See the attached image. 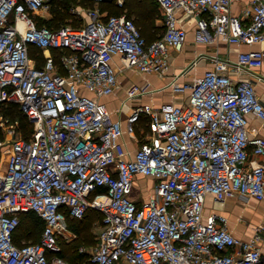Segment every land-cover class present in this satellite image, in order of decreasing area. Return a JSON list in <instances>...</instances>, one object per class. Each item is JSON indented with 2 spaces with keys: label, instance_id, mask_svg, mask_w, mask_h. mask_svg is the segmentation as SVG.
Here are the masks:
<instances>
[{
  "label": "built area",
  "instance_id": "1",
  "mask_svg": "<svg viewBox=\"0 0 264 264\" xmlns=\"http://www.w3.org/2000/svg\"><path fill=\"white\" fill-rule=\"evenodd\" d=\"M49 1L0 0V107L18 100L34 123L26 135L18 119L6 118L8 137L0 138V264H72L60 255L62 240L69 219L90 209L102 214L92 264H264L261 233L236 236L228 216L206 205L208 196L264 200V136L251 126V116L264 121L256 88L264 81V0H249L240 14L236 0H157L165 31L152 41L133 17L102 11V0L79 5L77 25H38ZM192 20L200 41L251 48L236 58L197 55L170 82L181 102H141L154 90L131 84L124 125L101 100L120 87L117 64L166 74ZM33 45L43 52L40 66ZM203 58L212 68L181 82ZM125 133L138 143L134 151ZM138 175L155 180L143 200L133 196ZM26 211L44 228L37 241L19 244Z\"/></svg>",
  "mask_w": 264,
  "mask_h": 264
},
{
  "label": "crops",
  "instance_id": "2",
  "mask_svg": "<svg viewBox=\"0 0 264 264\" xmlns=\"http://www.w3.org/2000/svg\"><path fill=\"white\" fill-rule=\"evenodd\" d=\"M249 0L243 2L242 8L245 3ZM238 4L234 3L232 10L236 14H240L242 9ZM196 23V22H195ZM194 22L189 21L186 25L188 30V41L185 44V47L181 51L172 50V65L170 70L166 74L158 73H147L141 72L133 68L123 67L119 62L117 68L119 70V80L120 87L122 80L126 82V88L131 84L137 83L139 85L150 84L151 88L154 90L151 93L144 95L141 98V102L152 103V104H161L162 102L172 101V102H181L184 101L185 96L181 94H175L172 92L170 87V82L174 74L181 73L185 68H187L191 62L199 55L200 53L206 54H218L222 58H236L237 54L241 50L250 49L251 46L247 44H232L227 42L225 39H218L214 43H207L200 41L197 38L196 28H194ZM253 47H260L255 45ZM118 60V58H117ZM213 61L209 58H203L199 63L193 67L188 74H183L179 80L182 81H191L197 76H201L205 73L206 70L212 68ZM123 71V72H122ZM261 73L264 74V67L259 69ZM122 72V73H121ZM242 77H248L247 74H243ZM119 89L112 95L105 96L103 102H105L108 108L113 112V115L116 118H119L123 121L124 125L127 122V115L132 109V102L124 104L123 99L126 97V92H122ZM257 93L260 99L264 102V81L256 82ZM112 98V99H111ZM251 126L262 136H264V121L254 116H251ZM142 129H147V125L144 117L140 120L138 126V134H143ZM123 141L125 145L134 151L138 143L135 139L130 136V134L125 133L123 136ZM154 178L150 176L138 175L137 181L134 187L133 196L139 200L147 198L154 189ZM233 203V207L238 205H243L242 210L239 211L236 209H229L230 204ZM247 204H253V206L259 207L257 215H255V221L251 220V217H247L243 214ZM207 212H219L224 213L229 218V228L230 230L238 237L242 239H252L256 232L261 233V228L264 227V200H259L256 198L243 199L239 195L229 196L222 201H216L212 196H208L207 202ZM263 211V212H262ZM253 219V218H252ZM243 220H246V223H241ZM102 228V226H101ZM258 245L264 250V233H262L261 238L258 240Z\"/></svg>",
  "mask_w": 264,
  "mask_h": 264
},
{
  "label": "trees",
  "instance_id": "3",
  "mask_svg": "<svg viewBox=\"0 0 264 264\" xmlns=\"http://www.w3.org/2000/svg\"><path fill=\"white\" fill-rule=\"evenodd\" d=\"M72 1L74 0H55L53 16L51 18H45V16L42 15H35L38 25L57 28L66 22H72L75 25L79 24L78 20H68V18H76L75 14L69 10ZM80 3L83 6L93 7L96 5L93 0H80ZM97 5L102 11H107L108 14L126 13L128 16L133 17L142 34L146 36L148 41H152L159 36L157 33L155 36L151 35L155 33V21L160 18L161 15V6L157 0H125L123 5H119L117 0H102ZM150 37L153 38L149 39ZM31 55L36 58L37 65H42L44 57L40 48L33 45L31 47ZM5 114L14 118H20L24 134L28 135L32 131V122L28 118V115L20 110L17 103H12L6 106ZM95 216L102 220V214L99 210L90 209L84 218H70L69 221L73 220L75 228H77V230L81 232V236L84 237V234L92 228ZM43 228L44 222L38 213L35 211L23 212L21 214V222L15 232V241L19 244L22 242L23 238L27 241H37L41 236ZM62 245L63 248L60 255L65 257L72 264H81L85 256L78 252V244L76 243L75 245L70 246L69 242L67 243L66 240L63 239ZM86 264H92L90 257H88Z\"/></svg>",
  "mask_w": 264,
  "mask_h": 264
},
{
  "label": "rangeland",
  "instance_id": "4",
  "mask_svg": "<svg viewBox=\"0 0 264 264\" xmlns=\"http://www.w3.org/2000/svg\"><path fill=\"white\" fill-rule=\"evenodd\" d=\"M244 1L245 0H236L235 3L238 4L239 7L242 9V5H243ZM54 2H55V0H50L48 5L44 9H42L41 12L44 14L43 16H45V18H51L53 16ZM79 5H81L80 0H74V1H72V3L69 6V10L74 13L75 9H77ZM158 7L160 8L159 5H158ZM160 14H161L160 18L156 19V21H155V24H156L155 33H153L151 35L155 36L156 33H157L160 36L165 31L164 19H163V11L161 10V8H160ZM72 19L78 20V23H80V20L75 18V17L74 18L73 17L72 18H68V20H71V21H72ZM192 22H194L193 25H194V28H196L195 21L192 20ZM152 38L153 37H150L149 39H152ZM121 80H122V84H121V87H120V91L125 93L126 90H127L126 82H124L123 79H121ZM103 98H105V96ZM102 101H103V99H102ZM12 103H17L18 107L20 108V110H22V112H24V113H26L28 115V118L32 122V129L34 128V123L32 121L31 115L22 107L21 103L18 100H11L7 104H5L2 107H0V138H2V139H7V137H8L7 132H6L5 128H4V125H8V123H10V121L9 122L6 121V118H9L11 121L15 120V119H18L19 120V124H20L19 130H21L24 133V129H23L22 125H21L19 117L18 118L17 117L14 118V117H12L10 115L5 114L6 106H8V105H10ZM4 151H5V153L8 152V147L7 146L4 147ZM229 207H230L229 209H236L237 208L239 211H241L242 210L241 208H243V205H241V204L238 205L237 204V206L233 207V203H231ZM245 208L246 209L244 210L243 214L246 215L247 217L248 216L251 217V220L253 221L255 219V215H257L258 211L260 210L259 207L253 206V204H247V206ZM257 216H259V215H257ZM254 222H256V221L254 220ZM241 223L245 224L246 220H243ZM101 226H102L101 218H98V217L95 216L94 219H93L92 228L90 229V231H88L87 233L84 234V237H82L81 236V232H79L77 230V228H75V224H74L73 220L69 221L68 230L66 231V235L68 236V239H66L67 240L66 242L67 243L69 242L70 246H73L76 243L78 244V249H77L78 252L85 256L83 261L81 262V264H86V262L88 260V257H90L92 251L98 245L99 234H100L101 229H102ZM260 232H261V235H262V233H264V227L261 228Z\"/></svg>",
  "mask_w": 264,
  "mask_h": 264
}]
</instances>
